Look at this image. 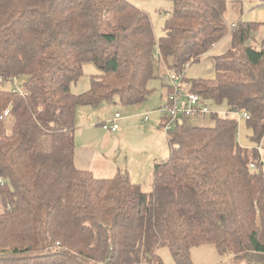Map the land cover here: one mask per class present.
<instances>
[{"label": "trees", "instance_id": "1", "mask_svg": "<svg viewBox=\"0 0 264 264\" xmlns=\"http://www.w3.org/2000/svg\"><path fill=\"white\" fill-rule=\"evenodd\" d=\"M169 1L155 38L128 0H0V85H12L0 88V114L9 109L0 117V264H163L160 246L175 264H193L190 248L202 243L238 264H264L260 23L230 28L227 2L242 0ZM226 34L212 77L183 80L205 105L245 111L251 147L238 142L236 118L211 112L212 125L184 116L165 131L169 154L153 164L149 191L125 172L96 177L75 165L78 105L141 103L160 69L184 73ZM86 63L96 70L90 85L72 93Z\"/></svg>", "mask_w": 264, "mask_h": 264}, {"label": "crops", "instance_id": "2", "mask_svg": "<svg viewBox=\"0 0 264 264\" xmlns=\"http://www.w3.org/2000/svg\"><path fill=\"white\" fill-rule=\"evenodd\" d=\"M262 37H264V25L261 28ZM231 35L226 34L221 40L214 44L201 59L188 65L184 71L185 78H210L213 75V68L211 58L214 55L225 52L230 47ZM163 71L160 69V73ZM162 79V78H161ZM163 80V79H162ZM160 89V102L159 104H137L130 105L123 110L120 114L118 122L120 121L118 128L115 131H109L102 128L101 123L109 121L103 119L104 114L95 111H89L87 121L81 125H76L74 131V163L78 168L90 170L96 177H111L116 172H125L128 179L132 183L138 184L141 189L143 182L138 178L140 173L144 174V181L147 180L149 175L152 178V167L155 162L164 160L168 155L169 150L165 152V141L168 144L166 134L160 131L161 123L163 122V116L158 109L167 93V87L161 86ZM117 112V111H115ZM114 112V113H115ZM113 113V114H114ZM103 115V120L100 119V115ZM149 114V121L141 124V130L143 133L150 137V141L143 146H136L133 148L134 156H128L131 154V149L123 150L121 157L118 158L117 153L123 146L124 142H127V134L133 127H129L131 123H141L144 121V116ZM77 117V112H75ZM137 118V119H136ZM96 119V120H95ZM93 124V125H91ZM133 130V129H132ZM166 133V132H165ZM144 137V136H143ZM164 157V159H162ZM152 183V182H151ZM146 185V184H144ZM145 191V190H144Z\"/></svg>", "mask_w": 264, "mask_h": 264}, {"label": "rangeland", "instance_id": "3", "mask_svg": "<svg viewBox=\"0 0 264 264\" xmlns=\"http://www.w3.org/2000/svg\"><path fill=\"white\" fill-rule=\"evenodd\" d=\"M135 6H137L139 9L142 11L146 12L150 22L152 24L153 28V33L155 38L161 36L164 31H163V25L165 22V19L171 9V1L169 0H128ZM262 3V4H259ZM259 4V5H255ZM224 18L227 21V24L231 22H235L237 19L243 20V21H256L259 24L258 29L254 32V38L255 41L258 42L260 37L262 36L261 33V28L264 25V0H242L240 3L239 2H227V7L226 11L224 14ZM254 43L256 44V42ZM162 71H165V68L161 69ZM96 72L95 67L90 64L86 63L83 65L82 68V74L71 83L70 85V90L72 93L79 94L86 89H88L90 85V77L91 75ZM164 75L163 72L161 73L160 76L154 77L149 80L148 86L150 87V93L147 96L146 100L141 102V103H151V104H159L160 102V89L162 88V81L164 80ZM163 80H162V79ZM187 79V78H186ZM21 83V78L18 79V86H20ZM10 83L4 82L3 84L0 85V88L3 89H9L11 88ZM186 91L185 87L181 85V89ZM185 97L184 95H181L179 97V101H184ZM164 101V100H163ZM137 103V104H141ZM163 103V102H162ZM133 104V105H137ZM130 105H124L122 104L117 96L112 98V101H103L100 104L92 107V106H85V105H78L76 107V112H77V117H75V122L76 125H81L87 121V116L89 114V111H95L93 113H98L101 112L104 114H101L99 117L100 119H105L107 120L110 116L113 115L115 111L119 112L120 114L123 113V110ZM208 108L209 111L203 116L199 118H187L188 121H190L191 124H198V125H212L213 124V118L211 117V112H221L227 110V106L224 102L222 103H215L213 101L208 102ZM154 111H159L158 109H155ZM147 119L142 121L143 123L139 122L138 123H131L129 127H133L130 129L128 132H131L127 134V139H125L127 142L123 143V146L120 148V150L117 153L118 158L121 157V153L123 150H127V148L131 149V154L128 156H134V151L133 148L138 146H143L147 144L150 141V137H148L146 134L141 136L143 131L141 130L142 125L144 123L147 124V122L150 120L149 119V114H146ZM163 116V115H162ZM102 119V120H103ZM137 119V118H136ZM96 120V119H95ZM179 122H182V117H178ZM120 121L118 122L117 119V124L119 125ZM93 125V124H91ZM162 127V126H161ZM110 131V130H109ZM160 131L165 133V130L160 128ZM250 130L247 128L246 123L243 118L238 120V127H237V140L242 146L246 147H251L253 145L251 138H250ZM167 137V135L165 136ZM264 142V141H263ZM165 152L166 149L167 151L169 150V146L167 142L165 141ZM169 154V152H168ZM165 156H168L167 153ZM164 157L162 159H164ZM263 164L262 168L264 170V154H263ZM147 178V180L144 181V174L140 173L138 176L139 180L143 182L142 185V190L149 191L151 190V182L152 178L150 177ZM146 184V185H144ZM156 253L160 256L163 264H175L171 253L169 249L165 246H160L156 249ZM189 256L193 264H238L236 261L233 260V257L231 255L227 256H221L217 253L215 247L211 243H202L198 244L196 246H192L189 251Z\"/></svg>", "mask_w": 264, "mask_h": 264}, {"label": "built area", "instance_id": "4", "mask_svg": "<svg viewBox=\"0 0 264 264\" xmlns=\"http://www.w3.org/2000/svg\"><path fill=\"white\" fill-rule=\"evenodd\" d=\"M233 26L234 23H231L230 28ZM183 74L184 73H177L172 68L165 69L164 79L169 82L171 86V90L165 97V101L159 107V112L167 118L162 125L165 131L171 127L173 121L178 117L185 116L189 118H199L204 116L209 111L208 106L200 101L198 94L188 90V87L183 80ZM181 85L185 87L186 91H184L183 88L180 91ZM181 95H184L185 97L183 102L179 101V97ZM8 111V107L3 109L0 117L6 116ZM221 112L222 114L234 117L237 120L248 117V114L245 111L225 110ZM118 118L119 113L115 112L109 121L101 123L102 128L105 130L115 131L118 128ZM145 119H147L146 115L144 116V120Z\"/></svg>", "mask_w": 264, "mask_h": 264}]
</instances>
